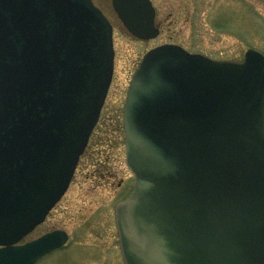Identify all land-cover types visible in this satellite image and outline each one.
Returning <instances> with one entry per match:
<instances>
[{
	"label": "water",
	"instance_id": "obj_1",
	"mask_svg": "<svg viewBox=\"0 0 264 264\" xmlns=\"http://www.w3.org/2000/svg\"><path fill=\"white\" fill-rule=\"evenodd\" d=\"M138 38L150 0H112ZM112 26L91 0H0V264L66 240L17 242L66 190L113 73ZM134 185L115 205L125 264H264V55L214 60L157 45L123 106Z\"/></svg>",
	"mask_w": 264,
	"mask_h": 264
},
{
	"label": "rangeland",
	"instance_id": "obj_2",
	"mask_svg": "<svg viewBox=\"0 0 264 264\" xmlns=\"http://www.w3.org/2000/svg\"><path fill=\"white\" fill-rule=\"evenodd\" d=\"M113 26L114 69L99 118L81 153L69 187L45 219L21 240L53 228L67 244L35 264H123L112 206L132 186L125 164L122 109L127 86L142 54L164 42L212 59L239 61L247 48L264 54V0H151L159 33L129 34L109 0H94Z\"/></svg>",
	"mask_w": 264,
	"mask_h": 264
},
{
	"label": "flooded vegetation",
	"instance_id": "obj_3",
	"mask_svg": "<svg viewBox=\"0 0 264 264\" xmlns=\"http://www.w3.org/2000/svg\"><path fill=\"white\" fill-rule=\"evenodd\" d=\"M94 1V0H93ZM95 2V1H94ZM96 3V2H95ZM109 3H110V6H111V0H109ZM97 4V3H96ZM98 5V4H97ZM112 214H113V206H112ZM36 227V226H35ZM35 227H34V229H35ZM53 229H55V228H53ZM52 230V229H51ZM49 231V230H48ZM45 232H47V231H45ZM45 232H43V233H45ZM43 233H41V234H43ZM41 234H39V235H37V236H35V237H32V238H28V239H25V240H23V242H26V241H29V240H31V239H33V238H36V237H38V236H40ZM68 234V233H67ZM28 235V234H27ZM26 235V236H27ZM68 240H69V234H68ZM68 240L63 244V245H61L60 247H58L57 249H60V248H62V247H64L66 244H67V242H68ZM56 250V249H55Z\"/></svg>",
	"mask_w": 264,
	"mask_h": 264
}]
</instances>
